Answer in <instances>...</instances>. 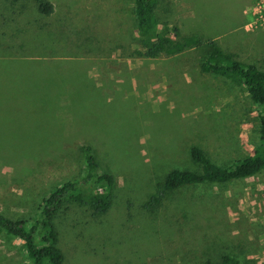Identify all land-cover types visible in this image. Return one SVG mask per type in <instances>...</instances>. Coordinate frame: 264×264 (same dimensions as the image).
Wrapping results in <instances>:
<instances>
[{
	"label": "rangeland",
	"instance_id": "1",
	"mask_svg": "<svg viewBox=\"0 0 264 264\" xmlns=\"http://www.w3.org/2000/svg\"><path fill=\"white\" fill-rule=\"evenodd\" d=\"M264 0H158L157 21L201 44L146 58L132 0H0V211L36 216L55 186L82 176L90 146L112 178L94 216L67 200L52 223L63 264H264V170L230 183L167 192L173 169L198 171L197 146L227 167L258 141L259 107L241 86L200 70L207 41L264 71ZM246 2L243 9L241 4ZM0 264H26L22 242L0 231Z\"/></svg>",
	"mask_w": 264,
	"mask_h": 264
},
{
	"label": "trees",
	"instance_id": "2",
	"mask_svg": "<svg viewBox=\"0 0 264 264\" xmlns=\"http://www.w3.org/2000/svg\"><path fill=\"white\" fill-rule=\"evenodd\" d=\"M19 0H10L12 4ZM137 41L146 58L160 54L175 55L201 42L193 37H178V30L168 24H160L155 16L158 0H132ZM36 11L49 17L54 13L53 0H36ZM209 51L200 64V70L229 80L244 88L258 112V141L252 153L237 159L227 167L213 163L197 146L189 150L191 161L198 171L173 169L169 171L156 196H152L148 208L157 206L167 192L203 183H230L252 177L264 170V71L253 64L239 60L234 54L224 52L220 46L207 41ZM83 162L79 180L65 181L50 190L38 205L34 218L13 220L0 211V231L22 242L26 264H63L64 256L57 246V234L52 220L67 201L88 204L94 216L107 212L110 206L112 178L103 173L89 145L80 144ZM221 264H240L230 254L220 257ZM211 264V263H206Z\"/></svg>",
	"mask_w": 264,
	"mask_h": 264
},
{
	"label": "built area",
	"instance_id": "3",
	"mask_svg": "<svg viewBox=\"0 0 264 264\" xmlns=\"http://www.w3.org/2000/svg\"><path fill=\"white\" fill-rule=\"evenodd\" d=\"M256 14L259 21H264V1H261V6L256 9Z\"/></svg>",
	"mask_w": 264,
	"mask_h": 264
},
{
	"label": "crops",
	"instance_id": "4",
	"mask_svg": "<svg viewBox=\"0 0 264 264\" xmlns=\"http://www.w3.org/2000/svg\"><path fill=\"white\" fill-rule=\"evenodd\" d=\"M245 4H246V2H244L243 4H241V8L240 9H243V7L245 6Z\"/></svg>",
	"mask_w": 264,
	"mask_h": 264
}]
</instances>
